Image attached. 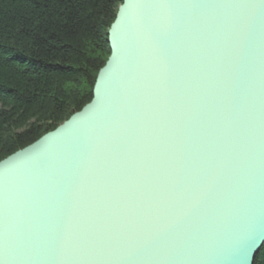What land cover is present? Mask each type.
I'll return each instance as SVG.
<instances>
[{
    "label": "water",
    "instance_id": "95a60500",
    "mask_svg": "<svg viewBox=\"0 0 264 264\" xmlns=\"http://www.w3.org/2000/svg\"><path fill=\"white\" fill-rule=\"evenodd\" d=\"M92 101L0 162V264H254L264 0H122Z\"/></svg>",
    "mask_w": 264,
    "mask_h": 264
},
{
    "label": "trees",
    "instance_id": "16d2710c",
    "mask_svg": "<svg viewBox=\"0 0 264 264\" xmlns=\"http://www.w3.org/2000/svg\"><path fill=\"white\" fill-rule=\"evenodd\" d=\"M121 2L0 0V162L92 101Z\"/></svg>",
    "mask_w": 264,
    "mask_h": 264
}]
</instances>
